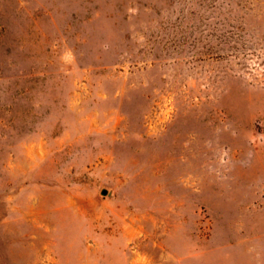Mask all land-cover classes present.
<instances>
[{
	"label": "rangeland",
	"instance_id": "rangeland-1",
	"mask_svg": "<svg viewBox=\"0 0 264 264\" xmlns=\"http://www.w3.org/2000/svg\"><path fill=\"white\" fill-rule=\"evenodd\" d=\"M0 264H264V0H0Z\"/></svg>",
	"mask_w": 264,
	"mask_h": 264
},
{
	"label": "water",
	"instance_id": "water-1",
	"mask_svg": "<svg viewBox=\"0 0 264 264\" xmlns=\"http://www.w3.org/2000/svg\"><path fill=\"white\" fill-rule=\"evenodd\" d=\"M102 194L105 195L106 194V191H102Z\"/></svg>",
	"mask_w": 264,
	"mask_h": 264
}]
</instances>
